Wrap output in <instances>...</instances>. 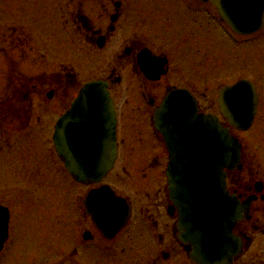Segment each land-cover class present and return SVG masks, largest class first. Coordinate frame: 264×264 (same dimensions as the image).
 Segmentation results:
<instances>
[{
    "label": "flooded vegetation",
    "instance_id": "af4514ba",
    "mask_svg": "<svg viewBox=\"0 0 264 264\" xmlns=\"http://www.w3.org/2000/svg\"><path fill=\"white\" fill-rule=\"evenodd\" d=\"M35 5L33 0H0V12L17 11L16 19L0 25V264H16L14 257L7 259V252L22 248L25 230L30 231L26 226L34 224L32 210L40 207L42 225L47 230L53 226L46 192L58 186L49 174L54 166L69 184L62 188L61 198L74 231L60 249L62 264H196L188 258L190 246L181 240L185 230L168 194L167 144L153 128L154 110L178 89L192 96L197 113L216 116L240 146L237 165L223 168V173L227 195L242 211L232 229L241 251L225 264H264V157L259 154L264 147V75L259 85L255 77H247L254 84L257 102L245 132L228 124L217 103L220 89L245 75L214 83L215 67L223 61L239 68L249 62L259 71L264 31L257 37L256 33L255 37L234 35L216 20L211 3L198 0H144L143 6L154 14L145 17L148 25H129L131 10L140 6L134 7L131 0H55L52 12L58 23L38 30L39 35L28 30L36 24L28 14ZM85 7L98 8L94 19L83 12ZM176 9L197 15L166 17ZM198 13L203 18L200 23ZM65 45L78 46L84 54L89 51L97 67L85 68L86 72L91 79L106 81L115 106L117 160L103 183L126 198L131 213L126 225L110 238L85 213L82 200L87 187L71 180L54 148L57 119L68 110L80 83L91 80L81 81L80 64L70 62ZM257 126L261 127L257 139L251 141L247 135ZM38 129L46 132L44 150L34 139ZM208 147L213 144L201 145L204 150ZM133 175L139 183L129 182ZM68 222L66 218L59 226L65 236ZM42 248L51 250L49 240Z\"/></svg>",
    "mask_w": 264,
    "mask_h": 264
},
{
    "label": "water",
    "instance_id": "95a60500",
    "mask_svg": "<svg viewBox=\"0 0 264 264\" xmlns=\"http://www.w3.org/2000/svg\"><path fill=\"white\" fill-rule=\"evenodd\" d=\"M203 1L213 2L221 18L235 30L249 32L264 23V0ZM245 87L240 83L227 92H237L239 88ZM172 99L173 96L155 113L154 125L158 132L168 140L173 137L183 142L190 151L193 137L197 134L205 139L207 135L209 138L213 135L215 142H223L218 124L215 123L216 127H212L208 117H197L187 104H176ZM182 100L188 102L184 97ZM243 102L247 103L243 100L240 108L233 104L231 111L244 116L249 108ZM250 112L251 110L247 114ZM247 126L246 123L237 125L242 129ZM230 140V155L215 156L212 168L196 172V165L206 162L196 154L190 159L191 168L188 171L174 174L175 185L172 191L182 200L179 205L181 217L189 226L187 233L194 247L193 258L202 263H219L236 249L232 245L230 233L235 211L231 199L223 190L219 166V162L223 163L228 157L231 162L237 160L236 142L232 138ZM55 145L68 172L78 182H99L110 171L116 156L115 115L104 83L92 81L82 87L71 109L56 125ZM195 158L199 159L192 160ZM86 203L90 206L92 216L98 219L100 227L109 228L114 220H119L112 231L119 228L127 210L125 202L117 200L106 187L88 193ZM117 205L121 206L123 215L117 214Z\"/></svg>",
    "mask_w": 264,
    "mask_h": 264
},
{
    "label": "rangeland",
    "instance_id": "374dc122",
    "mask_svg": "<svg viewBox=\"0 0 264 264\" xmlns=\"http://www.w3.org/2000/svg\"><path fill=\"white\" fill-rule=\"evenodd\" d=\"M37 5L34 7H30L29 11V16L31 17L30 19L35 21V25H29L28 30L33 31L35 34L41 35L38 30L43 29L46 25H57V19L54 16V13L52 12L55 0H53L52 7H51V0H33ZM47 1V4L45 3ZM10 5V2L8 1L7 3ZM131 4L135 7L136 5H140L139 7L133 8L131 10V15H130V21L129 25H148L147 20H145V17L154 15L151 12H153V9L151 11H148L146 6H143L144 0H131ZM90 5V4H89ZM43 7L44 10L41 11V8ZM98 8H92L88 10L86 7L84 8V13L90 15L92 19L95 17V11ZM174 9V7H173ZM178 9V8H177ZM174 12H171L169 14H166V17H168L170 20L173 19V17H179L183 15L186 19L188 15H190L191 12L189 10L182 11V13H179V10ZM135 12V13H134ZM188 12V13H187ZM134 13V19L132 17V14ZM185 13V14H184ZM146 14V15H145ZM186 15V16H185ZM197 14H192L188 18H193ZM17 16V11L14 8H7L6 10H1L0 12V25H6ZM4 18H6V21H4ZM168 20V19H167ZM203 20L201 18V14L198 13V23H200ZM164 21V20H162ZM23 22H25V18H23ZM29 22H31L29 20ZM181 22H184L181 20ZM162 23V22H161ZM169 23V21H166V24ZM27 25V24H26ZM123 25V24H120ZM150 25V24H149ZM169 25V24H167ZM32 26V27H31ZM262 44H264V39L261 41ZM62 48V47H61ZM66 53L69 54L70 62L72 61H77L80 64V69L78 71L79 78L81 77V81H84L85 79L92 78L93 76H90L91 74H88L86 72L87 70L94 69L97 67L94 63L93 60H91V55L89 56V51L88 54H84L80 52V48L77 47H72L65 45L64 46ZM215 48L216 45H215ZM263 55V54H262ZM248 59V56H247ZM260 63L262 64L259 71H255V67L251 65L249 62H245L240 64L241 67H236L234 65H227L224 61L220 63V65H217L215 67L216 71V78L214 79V83L217 84L219 81L223 82H228L232 78H234L236 75L239 74H244L246 77L247 76H253L255 77L254 80L256 83L259 85V82L261 81L262 76L264 75V57L259 56ZM86 68V69H85ZM99 69V68H98ZM98 72V71H97ZM225 72V73H223ZM222 73L224 74L222 76ZM262 86V84H261ZM260 126H257L251 133H249L247 136L248 138L253 141L257 139V133L259 131ZM46 132L38 129V131L35 133L34 139L36 143H38L41 147L42 150L45 149V146L42 145L43 138L45 137ZM262 147V146H260ZM259 154L260 156L264 157V147L263 149H259ZM131 163V161H130ZM120 165H122L120 163ZM119 165V168L121 169ZM55 180V182L58 184V186H55L54 188L49 189L48 192H46V197L51 200L52 205L47 201L48 205L51 207L54 215V224L53 226H49V230H47L46 226L42 225L41 220V209H34L32 210V215H33V221L34 224L32 226H26L27 229H21L25 230L28 233H25L23 243H22V248L20 249H12L11 251L7 252V259L10 260L12 257H14L16 264H62V257L63 253L61 252L60 249L65 245V238L68 236L73 237L74 231H73V223H72V217L70 216V213L64 212L63 211V204L64 201L62 200V194L64 193V186L69 185L67 179L58 171L57 167L54 166L53 172L49 173ZM132 174H136V172H133ZM125 177V176H124ZM127 177V175H126ZM130 183H139L138 176L133 175V177L129 181ZM42 202V199L39 198V203ZM31 208V207H30ZM29 208V209H30ZM69 218L68 226L66 229V236L64 232L61 230V226L63 221ZM19 220V218H18ZM14 236L17 235V231L14 232ZM49 240V245H51V250L50 251H41V248L43 244ZM121 244V243H120ZM119 244V245H120ZM27 246L30 247H37V251H28L26 249ZM43 249V248H42ZM17 250V251H16ZM52 251V253H51ZM10 264V262L6 263Z\"/></svg>",
    "mask_w": 264,
    "mask_h": 264
}]
</instances>
